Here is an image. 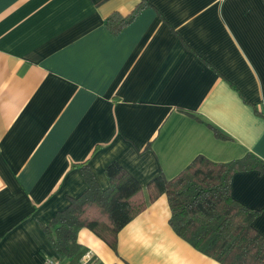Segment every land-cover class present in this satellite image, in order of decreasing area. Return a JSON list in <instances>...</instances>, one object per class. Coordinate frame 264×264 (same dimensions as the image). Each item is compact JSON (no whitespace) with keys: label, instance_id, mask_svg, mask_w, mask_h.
I'll list each match as a JSON object with an SVG mask.
<instances>
[{"label":"crops","instance_id":"0c3cea01","mask_svg":"<svg viewBox=\"0 0 264 264\" xmlns=\"http://www.w3.org/2000/svg\"><path fill=\"white\" fill-rule=\"evenodd\" d=\"M247 153L264 160V0H0V264L59 260L45 227L88 189L83 165L106 190L117 161L146 192L198 155ZM231 190L264 236V172H236ZM171 215L163 194L116 250L81 228L82 264H222Z\"/></svg>","mask_w":264,"mask_h":264},{"label":"trees","instance_id":"16d2710c","mask_svg":"<svg viewBox=\"0 0 264 264\" xmlns=\"http://www.w3.org/2000/svg\"><path fill=\"white\" fill-rule=\"evenodd\" d=\"M144 5L128 15L114 12L108 27L120 32ZM219 138L226 136L206 122ZM88 189L59 211L45 232L60 264H82L87 249L78 242L81 228H89L114 250L118 234L150 202L166 194L174 231L196 249L222 264H264V236L255 228L260 210L247 207L232 195L231 181L238 171L264 172V160L253 153L229 162L198 155L172 178L159 175L145 192L141 183L119 162L106 168L110 186L100 189L87 165H83Z\"/></svg>","mask_w":264,"mask_h":264},{"label":"built area","instance_id":"2783aa9c","mask_svg":"<svg viewBox=\"0 0 264 264\" xmlns=\"http://www.w3.org/2000/svg\"><path fill=\"white\" fill-rule=\"evenodd\" d=\"M86 256H89V254H87ZM45 264H60V263L59 260L48 257L45 260Z\"/></svg>","mask_w":264,"mask_h":264}]
</instances>
